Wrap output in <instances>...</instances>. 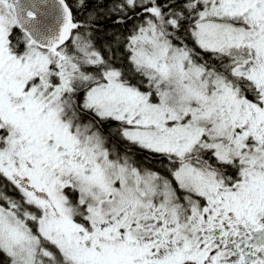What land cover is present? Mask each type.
Listing matches in <instances>:
<instances>
[{"label":"snow or ice","instance_id":"obj_1","mask_svg":"<svg viewBox=\"0 0 264 264\" xmlns=\"http://www.w3.org/2000/svg\"><path fill=\"white\" fill-rule=\"evenodd\" d=\"M87 4L0 0V254L264 264V0Z\"/></svg>","mask_w":264,"mask_h":264},{"label":"trees","instance_id":"obj_2","mask_svg":"<svg viewBox=\"0 0 264 264\" xmlns=\"http://www.w3.org/2000/svg\"><path fill=\"white\" fill-rule=\"evenodd\" d=\"M109 3H111V0H108ZM69 3L75 5V0H69ZM96 4V0H88V4H87V8L91 9L95 6ZM101 11H103V9H101ZM139 11V10H138ZM74 15L76 16V18L78 20H84L85 16L87 15V10H77L74 6ZM129 15L131 16L132 13L129 12ZM143 17H135L133 16L132 19H129L125 24L122 25H113L111 20H107L102 22L101 25V30L98 32V39H97V44H103L106 41H110L111 40V36L108 35V33H112L114 31H118L120 33H122L124 36H127L129 34V30L132 29L133 25L138 24L140 22V20H142ZM191 41H188V44L191 46ZM23 46L21 45V48ZM121 54H124V56H126L127 54L124 53V49H123V45H121L119 51L116 53L117 57H120ZM105 55H108V53H105ZM202 55H204L205 58H208L207 54L202 53ZM125 66L127 67V63L125 60ZM135 82V81H133ZM87 119V117H86ZM117 127L116 122L114 121H109V122H105L102 125V130L104 132V134L106 136H108L109 139V144L112 145H116L121 152H123L126 148H131V154L135 157V159L141 164V165H146L148 167L150 166H159L158 168L161 169V171L163 172L165 165L167 164L166 160H163V158H161L158 155H153L151 153H148L146 151H142L140 149H138L136 146L134 145H128L126 141H123L119 138V135H113L111 134L110 130H114ZM9 193L12 194L13 196H15V193L12 192L11 188L9 187ZM6 258L4 256H2V254H0V262H5Z\"/></svg>","mask_w":264,"mask_h":264},{"label":"flooded vegetation","instance_id":"obj_3","mask_svg":"<svg viewBox=\"0 0 264 264\" xmlns=\"http://www.w3.org/2000/svg\"><path fill=\"white\" fill-rule=\"evenodd\" d=\"M197 51H199V49H197ZM208 55V54H207ZM205 59H208V58H205ZM167 163V162H166ZM142 166H144V167H146V168H150V169H152V170H157V171H161V169L160 168H158L159 166L157 165V166H155V167H153V166H150V167H148V166H146V165H142ZM162 172V171H161ZM3 264H6L5 262H3Z\"/></svg>","mask_w":264,"mask_h":264},{"label":"bare ground","instance_id":"obj_4","mask_svg":"<svg viewBox=\"0 0 264 264\" xmlns=\"http://www.w3.org/2000/svg\"><path fill=\"white\" fill-rule=\"evenodd\" d=\"M3 256V255H2ZM6 258V257H5ZM5 263H7V258H6V260H5Z\"/></svg>","mask_w":264,"mask_h":264},{"label":"water","instance_id":"obj_5","mask_svg":"<svg viewBox=\"0 0 264 264\" xmlns=\"http://www.w3.org/2000/svg\"><path fill=\"white\" fill-rule=\"evenodd\" d=\"M22 2H23V0H22Z\"/></svg>","mask_w":264,"mask_h":264}]
</instances>
